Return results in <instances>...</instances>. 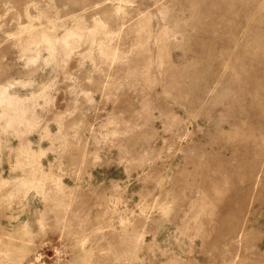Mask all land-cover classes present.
I'll return each instance as SVG.
<instances>
[{"label": "rangeland", "instance_id": "374dc122", "mask_svg": "<svg viewBox=\"0 0 264 264\" xmlns=\"http://www.w3.org/2000/svg\"><path fill=\"white\" fill-rule=\"evenodd\" d=\"M0 264H264V0H0Z\"/></svg>", "mask_w": 264, "mask_h": 264}]
</instances>
